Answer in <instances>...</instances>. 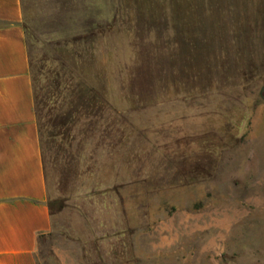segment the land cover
Returning <instances> with one entry per match:
<instances>
[{
	"label": "crops",
	"instance_id": "obj_1",
	"mask_svg": "<svg viewBox=\"0 0 264 264\" xmlns=\"http://www.w3.org/2000/svg\"><path fill=\"white\" fill-rule=\"evenodd\" d=\"M88 5L99 10L83 35L54 46L58 57L34 58L27 41L29 0H0V264H39L40 247L52 236L80 250L75 261L56 251L60 264L132 260L127 233L134 218L119 220L113 213L118 198L113 188L124 185L123 199L139 198L145 215L153 179L145 172L140 183L132 166L150 163L149 146L160 151L159 135L167 130L164 122H152L159 109L264 80V0H91ZM98 53L103 77L97 73ZM57 79L62 87L67 82L92 89L97 104L70 119L74 99L68 91L56 93ZM47 86L55 92L48 101ZM224 123L220 130L230 142L231 128ZM195 133H180L176 149L165 150L157 160L158 176L172 173L174 181L193 182L212 175L213 151L188 149L198 143ZM99 160L106 168V189L85 196L81 180ZM57 199L65 205L51 211Z\"/></svg>",
	"mask_w": 264,
	"mask_h": 264
},
{
	"label": "rangeland",
	"instance_id": "obj_2",
	"mask_svg": "<svg viewBox=\"0 0 264 264\" xmlns=\"http://www.w3.org/2000/svg\"><path fill=\"white\" fill-rule=\"evenodd\" d=\"M90 2L29 0L27 41L34 58L42 53L58 57L54 46L74 39L67 37L83 35L99 10L89 6ZM85 57L86 73H90L89 58ZM97 62V73L103 77L101 53ZM263 91L264 80L242 91L180 103L179 108L169 105L167 110L159 109V118L152 122H164L167 130L159 135L160 151L149 146L150 163L132 166L133 174L140 175V183L145 172H150L153 179L144 202L145 215L139 198L123 199L120 189L124 185L114 184L113 188L118 197L113 213L119 220L129 219L130 215L134 218V227L127 233L133 258L124 264H264ZM224 122L231 128L230 142L220 130ZM189 130L196 131L192 139L198 142L189 146L190 152L213 151L216 166L212 175L193 182L174 181L172 173L158 176L157 160L165 150L176 149L183 137L180 133ZM105 172L101 160L93 165L92 172L81 180L85 196L92 189L97 193L106 189ZM53 194L58 196L55 190ZM62 201H53L57 203L55 210ZM56 251L71 259L80 256L77 245L52 236L40 247L39 264H60Z\"/></svg>",
	"mask_w": 264,
	"mask_h": 264
},
{
	"label": "trees",
	"instance_id": "obj_3",
	"mask_svg": "<svg viewBox=\"0 0 264 264\" xmlns=\"http://www.w3.org/2000/svg\"><path fill=\"white\" fill-rule=\"evenodd\" d=\"M53 83H54V87L56 86L58 88V91H56L58 95H62L64 91H68V95L74 99L75 103L73 102L72 104L75 105V110H72V112L68 115L70 119H72L73 113H75V111L78 112L77 111L78 109L80 108L85 109L87 107L90 108L97 104L96 94L94 93L92 89L82 87V85H77V86L69 85V83L67 82L62 87L61 82H59L58 79L56 80V82H53ZM44 90H45V87H44ZM46 90L47 91L45 92L44 97L48 101L50 97L55 94V92H53L52 89L49 88V86L46 87ZM64 203L65 202L63 201L60 203V205L58 206V210L64 207L65 205ZM56 204L57 203L50 204L51 211L55 210Z\"/></svg>",
	"mask_w": 264,
	"mask_h": 264
},
{
	"label": "water",
	"instance_id": "obj_4",
	"mask_svg": "<svg viewBox=\"0 0 264 264\" xmlns=\"http://www.w3.org/2000/svg\"><path fill=\"white\" fill-rule=\"evenodd\" d=\"M263 98H264V91H263Z\"/></svg>",
	"mask_w": 264,
	"mask_h": 264
}]
</instances>
